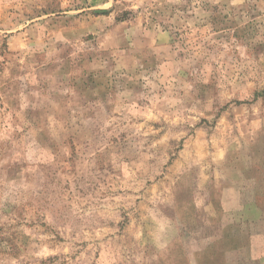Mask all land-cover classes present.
<instances>
[{
	"label": "rangeland",
	"instance_id": "rangeland-1",
	"mask_svg": "<svg viewBox=\"0 0 264 264\" xmlns=\"http://www.w3.org/2000/svg\"><path fill=\"white\" fill-rule=\"evenodd\" d=\"M255 154L264 0H0V264H264Z\"/></svg>",
	"mask_w": 264,
	"mask_h": 264
},
{
	"label": "crops",
	"instance_id": "crops-1",
	"mask_svg": "<svg viewBox=\"0 0 264 264\" xmlns=\"http://www.w3.org/2000/svg\"><path fill=\"white\" fill-rule=\"evenodd\" d=\"M252 157H250L249 162L247 184H242L241 188L239 187L240 192H238L243 194L248 189L250 198L247 209L248 216L239 215L235 217L241 226L236 237L239 238L237 243L246 250L250 249L252 252L264 254V156L255 154ZM239 212L242 214L241 211ZM259 245L263 246L259 249ZM240 246L233 251H240Z\"/></svg>",
	"mask_w": 264,
	"mask_h": 264
}]
</instances>
